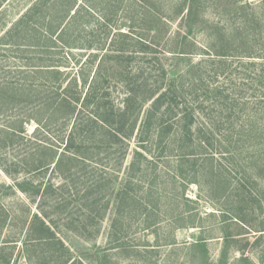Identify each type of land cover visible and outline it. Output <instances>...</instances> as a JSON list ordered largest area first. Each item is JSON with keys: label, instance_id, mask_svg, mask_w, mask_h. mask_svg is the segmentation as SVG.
Returning a JSON list of instances; mask_svg holds the SVG:
<instances>
[{"label": "rangeland", "instance_id": "374dc122", "mask_svg": "<svg viewBox=\"0 0 264 264\" xmlns=\"http://www.w3.org/2000/svg\"><path fill=\"white\" fill-rule=\"evenodd\" d=\"M219 44L231 54L236 67L228 81L237 78L241 90L238 97H248L251 102L248 108L238 109L232 120L236 124L264 122V102L260 100L264 97V0H1L0 87L9 82L17 94L15 102L8 94L0 95V126L18 128L21 122L24 134L30 136L35 119L43 125L42 112L20 108L19 89L26 85L38 89L48 78L63 80L65 86L82 72L87 82L80 84L85 90L98 66L110 104L122 107L127 91L138 89L146 75L152 78L148 89L156 85L158 74L152 67L156 50L159 62L169 67L175 61L169 58L165 64L164 55L171 51L184 50L194 62L213 53ZM45 61L55 66L54 73H42ZM242 62L246 65L241 66ZM176 63L179 67L186 64ZM255 78L262 85L252 84ZM28 114L32 121L27 123ZM215 114L220 120L219 113ZM141 118L142 114L135 133ZM247 129L232 158L227 152L230 144L221 142L220 149L207 146L201 154L193 147L184 161L176 142L167 150L168 157L160 156L156 144L162 138L167 141V134L153 127L144 151L161 163L162 185L156 190L160 193L161 189L162 197L138 194L145 202L140 207L136 198L121 218L126 226L125 246L112 248L107 260L92 264H221V253L226 255V264H264V131L251 126ZM55 133L39 129L36 135L50 137ZM135 133L132 148L138 145ZM20 137L2 151L0 159L8 165L17 161L30 164L37 157L28 138ZM52 165L44 173H36L37 179L59 183ZM18 173L12 175L22 178L23 172ZM14 176L0 166V264H30L27 254L33 251L42 257L40 252L45 247L23 243L37 208L14 186ZM78 206L68 207L60 225L80 219ZM103 217L88 237L73 235L66 225L56 230L66 249L57 252L62 255L56 262L46 260L45 264H67L76 253L90 257L91 251L82 247L93 243L112 247L108 243L112 211L107 210ZM199 239L206 240V253L196 246ZM82 264L91 263L84 259Z\"/></svg>", "mask_w": 264, "mask_h": 264}, {"label": "trees", "instance_id": "16d2710c", "mask_svg": "<svg viewBox=\"0 0 264 264\" xmlns=\"http://www.w3.org/2000/svg\"><path fill=\"white\" fill-rule=\"evenodd\" d=\"M222 46L219 44L213 53L200 56L194 62L190 61L184 50L176 53L171 51L170 55H164L165 64L172 58L175 61L169 67L159 62V51L156 50L152 65L158 74L156 85L149 90L152 78L149 79L150 75H146L140 81L142 88L139 85L140 89L127 91L122 107L113 108L110 104L109 92L102 86L103 76L98 66L85 90L80 84L82 80L83 83L87 82L82 72L75 77L73 83H65V86L62 85L63 80L53 81L45 76L47 79H43V84L39 85L41 89L38 86V89L33 90L28 85L19 89L20 108L31 112L36 110L45 115L41 126L40 119L34 120L36 127L30 136L24 134L21 122L18 128L0 126V158H3L2 151L6 145L12 144L13 139L21 138L20 136L28 138L32 143V153L37 156L32 158L30 164L17 161L8 165L0 159V166L10 176L23 172L22 178L14 176V186L25 193L37 208V212L31 217L23 243L45 248L41 249L42 257H36L33 251L27 254L30 264H41V261L45 264L46 260L56 262L60 258L62 254L57 252L66 247L56 231L61 230V226L66 228V225L67 230L75 236L80 234L88 237L91 235V228L104 218L103 214L109 209L112 211V219L108 243L113 246L105 248L95 243L89 247L84 246L82 249L90 250L91 256L81 257L76 253L67 264H82L84 259L91 264L107 260L111 256L109 250L125 246L123 234L126 226L121 218L130 209V203H135V199L139 198L138 205L141 207V202L146 199L141 201L138 194H142L144 198L162 197L161 189L160 193L156 190L162 185L159 182L161 172L164 173L160 168L161 163L158 157L144 151L153 127L156 132L167 134V141L162 138L156 144L161 149L160 156L168 157L167 150L173 148L176 142L182 149L180 155L184 161L193 147L196 146L201 154L208 147L220 149L221 142L230 144L227 145V152L232 158L240 149L241 138L244 132H248V126L264 131V122L236 124L232 120L238 109L248 108L251 102L249 103L248 97H238V91L241 90H238L240 83L237 78L228 81L233 77L236 67L233 66V57ZM48 61L41 67L42 73L46 75L55 70V66ZM176 62L186 64L179 67ZM262 62L264 67V53ZM244 65L246 64L242 62L241 66ZM257 83L262 85L259 79L252 80V84ZM12 86L6 82L0 87V95L8 94L10 101L15 102L17 89ZM147 93L148 99L145 97ZM260 100L264 102V97L261 96ZM219 106L223 107L222 111L218 109ZM215 113H219L220 120H216ZM29 114L25 117L27 123L32 121ZM141 114L140 126L135 133L138 116ZM50 122L52 127L47 128L46 125H50ZM39 129L46 134L52 130L57 133L53 134L55 137H39L36 135ZM134 133H138V145L132 148ZM130 152L131 159L120 175V169ZM51 164V171H54L59 183L52 179L43 182V178L37 179L35 175L47 171ZM71 204L79 205L80 219L60 225L59 220ZM195 244L203 253L207 252L205 239H199ZM219 261L226 264L225 253H221Z\"/></svg>", "mask_w": 264, "mask_h": 264}]
</instances>
